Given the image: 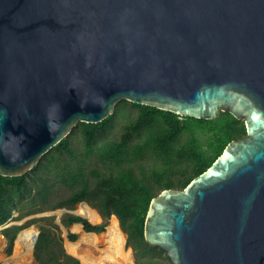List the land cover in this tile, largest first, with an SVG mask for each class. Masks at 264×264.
I'll use <instances>...</instances> for the list:
<instances>
[{
	"label": "water",
	"instance_id": "water-1",
	"mask_svg": "<svg viewBox=\"0 0 264 264\" xmlns=\"http://www.w3.org/2000/svg\"><path fill=\"white\" fill-rule=\"evenodd\" d=\"M124 100L245 121L152 199L144 237L171 264H264V0H0V174L31 171Z\"/></svg>",
	"mask_w": 264,
	"mask_h": 264
},
{
	"label": "trees",
	"instance_id": "trees-1",
	"mask_svg": "<svg viewBox=\"0 0 264 264\" xmlns=\"http://www.w3.org/2000/svg\"><path fill=\"white\" fill-rule=\"evenodd\" d=\"M123 102L137 111L124 112L126 121L118 138L101 140L112 128L116 112L99 123L80 122L78 145L72 143L69 134L31 171L19 176L0 174V228L8 240L9 253L24 228L19 224L6 226L14 213L19 211L18 217L22 218L87 201L103 216V223L94 224L77 214H68L63 222L82 223L86 231L98 234L101 243L113 235L125 253L130 252L125 249L126 235L136 264H171L146 259L156 251L165 253L149 245L144 237L152 199L164 188L186 187L212 165L232 140L244 137L247 127L244 120L229 111L205 119ZM59 187L68 195L52 201ZM113 215L116 217L109 224ZM69 238L74 241L77 234L69 233ZM35 243L38 264H82L66 252L62 238L49 228L42 227Z\"/></svg>",
	"mask_w": 264,
	"mask_h": 264
},
{
	"label": "rangeland",
	"instance_id": "rangeland-1",
	"mask_svg": "<svg viewBox=\"0 0 264 264\" xmlns=\"http://www.w3.org/2000/svg\"><path fill=\"white\" fill-rule=\"evenodd\" d=\"M131 109L134 112L137 111V108H133V107L131 108L129 105L125 104L123 101H121L117 104L116 109H115V112L117 113V115H116L114 124H113L112 128H110V130L101 137V140L114 139V138H118L120 136V133L122 131V125L126 121V115L124 112L125 111L129 112ZM80 129L81 128L77 125L72 130V132L70 134L71 141L75 145H78L80 143V135H81ZM67 195H68V191L64 188L59 187L57 194L55 193L54 197L52 198V201H55V200L60 201L62 198L66 197ZM80 204H81V202L77 203L74 207L63 206V207H58L56 209L38 211V212H34L31 214L25 215L22 218L18 217L20 215L19 211L14 213V218L10 219L9 222L6 224V226L13 225V224H19V225H23L24 228L21 229L20 232L18 233V236L14 242L13 250L10 253L7 251L8 246H9L8 240L0 232V264H38V261L36 260L35 255H34V250H35L34 246L32 248L31 255L28 256V258H27V261H24L22 259H18L15 256H13L15 253V246H16V242H17V239L19 237V234L22 231H24L27 228L32 227V226H35L40 231V233L42 231V227L51 229L56 234V236L62 238V243H63V246H64L66 252L69 253L70 255L78 258L81 261V259L79 257L73 255L68 250V243L70 241H72L69 238V233H76L77 234V239L74 241L78 240L79 234L73 229L74 224L66 225L63 222V217L67 216L68 214H76V210L78 209ZM91 207L93 209H96L93 206H91ZM25 208L29 209L28 205H26ZM99 215H100V219L98 222H92V221L91 222L94 224L103 223L104 218L100 213H99ZM113 217L114 216H111V218L109 219V224H110ZM84 218L88 219L87 217H84ZM33 219H38V220H36L35 222H31ZM102 232H104V231H102ZM102 232H100V233H102ZM126 239H127V237L125 235V243H126ZM98 241H99V238H98ZM113 243H118L121 246L120 240L117 237H115L113 235H109L106 238L105 242H103V243L100 242L96 246L95 252L102 253L103 249H105V247L107 245L109 247ZM128 250H130V252H126V253H130L133 256V264H136V262H135L136 257H135V252H134L133 247L131 245H129L128 249H126V251H128ZM91 251L93 252L94 250L91 249L90 252ZM146 259H154V260H159V261L165 262V263H168V262L171 263L170 259L167 258L166 253H160L159 251H156V253L154 255H152V257L147 256ZM81 263L85 264L82 261H81ZM100 264H110V263L102 262Z\"/></svg>",
	"mask_w": 264,
	"mask_h": 264
},
{
	"label": "bare ground",
	"instance_id": "bare-ground-1",
	"mask_svg": "<svg viewBox=\"0 0 264 264\" xmlns=\"http://www.w3.org/2000/svg\"><path fill=\"white\" fill-rule=\"evenodd\" d=\"M77 213L87 217L92 222H98L100 219L99 213L86 202H82ZM73 229L79 234L77 241L68 243V250L75 256L79 257L85 264H100L108 262L110 264H133V256L130 253L123 252L118 243L108 245L103 249L102 253L95 252L98 241L96 232L86 231L82 224H74ZM39 230L35 227H29L19 234L15 246V256L18 259L27 261L28 256L32 253V248L37 241ZM94 250L93 252L90 250Z\"/></svg>",
	"mask_w": 264,
	"mask_h": 264
},
{
	"label": "flooded vegetation",
	"instance_id": "flooded-vegetation-1",
	"mask_svg": "<svg viewBox=\"0 0 264 264\" xmlns=\"http://www.w3.org/2000/svg\"><path fill=\"white\" fill-rule=\"evenodd\" d=\"M125 249H128L127 239H126V243H125Z\"/></svg>",
	"mask_w": 264,
	"mask_h": 264
},
{
	"label": "built area",
	"instance_id": "built-area-1",
	"mask_svg": "<svg viewBox=\"0 0 264 264\" xmlns=\"http://www.w3.org/2000/svg\"><path fill=\"white\" fill-rule=\"evenodd\" d=\"M0 232H1V228H0ZM2 233V232H1ZM3 234V233H2ZM4 235V234H3ZM5 236V235H4Z\"/></svg>",
	"mask_w": 264,
	"mask_h": 264
}]
</instances>
